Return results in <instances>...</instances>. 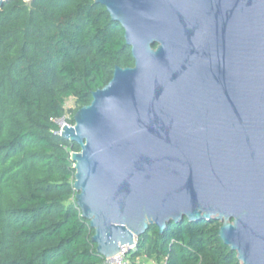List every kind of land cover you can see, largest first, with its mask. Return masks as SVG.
Returning <instances> with one entry per match:
<instances>
[{
    "label": "water",
    "instance_id": "obj_1",
    "mask_svg": "<svg viewBox=\"0 0 264 264\" xmlns=\"http://www.w3.org/2000/svg\"><path fill=\"white\" fill-rule=\"evenodd\" d=\"M94 2L134 58L59 134L79 146L73 189L97 253L213 219L240 264H264V0Z\"/></svg>",
    "mask_w": 264,
    "mask_h": 264
},
{
    "label": "trees",
    "instance_id": "obj_2",
    "mask_svg": "<svg viewBox=\"0 0 264 264\" xmlns=\"http://www.w3.org/2000/svg\"><path fill=\"white\" fill-rule=\"evenodd\" d=\"M134 58L118 22L94 0H5L0 6V264H105L76 204V143L54 120L90 103ZM72 98L73 108H66ZM213 219L156 225L129 264H240Z\"/></svg>",
    "mask_w": 264,
    "mask_h": 264
},
{
    "label": "built area",
    "instance_id": "obj_3",
    "mask_svg": "<svg viewBox=\"0 0 264 264\" xmlns=\"http://www.w3.org/2000/svg\"><path fill=\"white\" fill-rule=\"evenodd\" d=\"M70 117H71L70 113L65 112V114L62 115L60 118H57L54 120V123L57 126V130L55 131L56 134H60V131L64 125H66V124L71 125V123H69ZM132 248L131 247H122L121 250L119 252H117L115 255L110 256V257H106L104 260V263L105 264H129L127 254Z\"/></svg>",
    "mask_w": 264,
    "mask_h": 264
},
{
    "label": "rangeland",
    "instance_id": "obj_4",
    "mask_svg": "<svg viewBox=\"0 0 264 264\" xmlns=\"http://www.w3.org/2000/svg\"><path fill=\"white\" fill-rule=\"evenodd\" d=\"M74 107V102L73 99L70 98L66 101V108H73ZM143 264H153V260H150L148 258H146L145 256H141V258L139 259Z\"/></svg>",
    "mask_w": 264,
    "mask_h": 264
}]
</instances>
